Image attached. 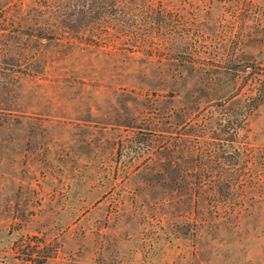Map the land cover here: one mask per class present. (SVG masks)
Returning a JSON list of instances; mask_svg holds the SVG:
<instances>
[{
  "label": "rangeland",
  "instance_id": "rangeland-1",
  "mask_svg": "<svg viewBox=\"0 0 264 264\" xmlns=\"http://www.w3.org/2000/svg\"><path fill=\"white\" fill-rule=\"evenodd\" d=\"M263 86L264 0H0V264H264Z\"/></svg>",
  "mask_w": 264,
  "mask_h": 264
},
{
  "label": "trees",
  "instance_id": "trees-1",
  "mask_svg": "<svg viewBox=\"0 0 264 264\" xmlns=\"http://www.w3.org/2000/svg\"><path fill=\"white\" fill-rule=\"evenodd\" d=\"M261 90H260V92H258L257 94L254 95L255 102H254L253 106H256L260 101H262L264 99V86Z\"/></svg>",
  "mask_w": 264,
  "mask_h": 264
}]
</instances>
